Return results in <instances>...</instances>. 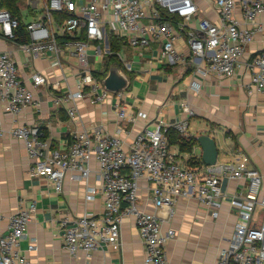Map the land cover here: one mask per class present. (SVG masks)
Returning <instances> with one entry per match:
<instances>
[{
	"label": "built area",
	"instance_id": "obj_1",
	"mask_svg": "<svg viewBox=\"0 0 264 264\" xmlns=\"http://www.w3.org/2000/svg\"><path fill=\"white\" fill-rule=\"evenodd\" d=\"M39 4L40 17L27 23L29 41L20 45L32 59L51 52L55 66L62 65L61 52L65 48L76 57L79 62L76 90L68 87L57 98V102L74 103L67 110L73 120L80 119L78 101L89 99L92 104H99L109 97L117 100L120 122L135 120L121 103L123 90H107L105 78L95 76L90 63L91 56L106 61L112 53L111 36L141 58L155 45L164 65L190 66L202 77L211 73L232 77L244 70L250 75L248 91H264V49L246 58L247 46L264 32V0L31 1L34 7ZM208 9L215 12L216 19L202 15ZM18 27V19L0 8V39L12 40ZM67 35L70 38L59 41L58 37ZM180 42L182 48L178 47ZM115 55L124 73L134 72L133 61L124 48ZM30 80L34 88L48 85L42 71L34 72ZM61 84L55 81L51 85L59 90ZM192 87L199 89V82L193 81ZM0 101L5 112L12 115L35 104L34 93L21 76L13 54L1 49ZM187 110L191 115L192 111ZM168 129L176 130L183 138L191 137L187 120L175 123L159 120L137 133L129 147L101 125L91 131L75 132L63 148L53 146L38 127L16 125L11 133L26 145L31 160L30 175L46 179L56 192L62 191L65 178L87 183L92 160L96 163L100 187L88 186L86 197L91 200L101 194L103 212L65 215L60 221L63 247L72 256L79 251L90 256L104 247L119 251L122 224L127 216L133 215L144 245V264H171L166 245L175 237L176 230L173 226L164 229V223L173 217L179 199L195 198L217 218L222 200L228 197L230 207L238 211L239 220L220 248L216 264H264V186L260 171L251 167L249 158L243 155L229 163L190 168L172 152ZM4 133L0 120V139ZM225 179L241 184L229 194L222 188ZM142 181L146 186L140 185ZM142 188L146 193L140 197ZM141 199L154 206L156 212L140 208ZM36 206V201H32L11 215L8 233L0 235V264H28L20 243L27 235ZM157 211H164L165 217H160ZM35 249L36 243L31 241L28 251Z\"/></svg>",
	"mask_w": 264,
	"mask_h": 264
},
{
	"label": "crops",
	"instance_id": "obj_2",
	"mask_svg": "<svg viewBox=\"0 0 264 264\" xmlns=\"http://www.w3.org/2000/svg\"><path fill=\"white\" fill-rule=\"evenodd\" d=\"M20 5L22 18L26 23L36 20L33 13L25 19L22 10H38L25 0ZM204 3V2H203ZM241 16L240 10L236 11ZM213 19L215 12L204 11ZM264 23V17L262 18ZM183 44H178L182 48ZM133 61V71L124 73L122 66L113 62L100 61L94 56L90 63L95 71L104 72L106 78L112 69L128 80L124 92L123 103L134 122H120L117 116V100L109 97L103 103L92 104L89 99L78 101L80 119L73 120L67 110L74 106L71 101L57 102L70 87L76 90V79L79 62L69 49L61 52L62 65H53L51 52L32 59L27 56L21 45L9 39H0V49L10 51L17 61L19 71L27 85L34 93L35 104L29 105L17 115L8 114L0 101V120L5 133L0 139V235L8 233L10 217L21 208H26L36 201V210L28 225L27 235L20 243L28 264H144V245L136 227L135 217L127 216L122 224V248L119 251L110 247L97 249L88 256L79 251L72 256L63 247L60 221L65 215L73 217L85 213L99 214L104 210L101 194L91 200L86 197L88 186L100 187L95 172L96 163L91 162L92 172L88 182L74 181L65 178L61 192H56L53 185L44 178L30 175L31 160L23 140L14 137L11 129L16 125L38 127L53 146L67 147L73 134L82 129L91 131L96 126H103L111 135L124 140L129 147L134 136L157 121L175 123L188 121V130L192 137L209 135L214 137L219 150L218 163L233 162L238 155L247 156L250 166L257 168L263 176L264 186V91L249 92L247 85L250 75L240 70L232 77H220L211 73L202 77L190 66L177 65L169 67L159 58V50L154 45L151 52L142 58L127 46L121 45ZM264 49V32L256 35L254 41L247 46L246 58L252 57ZM92 55V54H91ZM36 71L45 73L48 85L34 88L30 77ZM125 75H124V74ZM61 81L56 90L52 83ZM193 81L199 82V89L192 87ZM188 109L192 111L190 115ZM120 131V132H119ZM171 150L190 168H204L193 165L194 159H202L199 143L192 152H182L178 144L171 145ZM236 180L223 181L222 188L229 194L234 193L240 185ZM141 186H146L142 181ZM146 191L140 190V197ZM140 208L148 212H156L154 206L144 200L138 202ZM165 217L164 211H157ZM239 220L236 209H232L229 198L222 200L217 218L212 217L211 210L195 198H181L175 206L173 217L164 223V229L173 226L175 237L166 245V254L171 264H216L220 248L226 238L231 237ZM35 241L36 249L28 251V245Z\"/></svg>",
	"mask_w": 264,
	"mask_h": 264
},
{
	"label": "trees",
	"instance_id": "obj_3",
	"mask_svg": "<svg viewBox=\"0 0 264 264\" xmlns=\"http://www.w3.org/2000/svg\"><path fill=\"white\" fill-rule=\"evenodd\" d=\"M21 1H24V0H0V8L8 10L11 13V15L14 18L18 19V21H19V27L15 30V35H14V38L12 39V41H15L19 44H23V43L29 41V34L27 31V23L24 21V19L22 18V14H21V9H20V5H22V4H20ZM29 12L33 13L32 10H30V8H29ZM63 18H64V15H62V19ZM68 38H70L68 35L66 37H58L60 42H63L64 40H66ZM82 38H83V36H82ZM110 42H111L112 53L106 57V61H107L106 64H107V66H109V64L113 62L118 67H121V64L115 58L116 57L115 52L121 48L122 41L111 36ZM169 67H167V69H169ZM93 73L95 76L102 79V76H100V75L104 74V76H105L106 70L104 72L94 71ZM167 135H168V138L170 141V145L178 144L180 151H182V152H192L193 147L196 145V142H197L196 138L192 137V136L187 138V139L181 137L179 135V133L174 129H168ZM44 136H45V134H44ZM193 159H194L193 165L196 164L199 166L203 163L201 157H199V158L195 157Z\"/></svg>",
	"mask_w": 264,
	"mask_h": 264
},
{
	"label": "water",
	"instance_id": "obj_4",
	"mask_svg": "<svg viewBox=\"0 0 264 264\" xmlns=\"http://www.w3.org/2000/svg\"><path fill=\"white\" fill-rule=\"evenodd\" d=\"M104 86L110 92L125 90L128 86V80L118 69H112L103 81ZM197 142L202 150V160L206 165H214L218 161L219 150L214 137L209 135H200L196 137Z\"/></svg>",
	"mask_w": 264,
	"mask_h": 264
},
{
	"label": "rangeland",
	"instance_id": "obj_5",
	"mask_svg": "<svg viewBox=\"0 0 264 264\" xmlns=\"http://www.w3.org/2000/svg\"><path fill=\"white\" fill-rule=\"evenodd\" d=\"M36 1H38V0H35V2ZM20 4H23V5H26V1L24 0V1H21L20 2ZM41 8H42V5L41 4H39L38 5V10H32V11H34V16H35V18H39L40 17V14H41ZM22 13H23V16H24V18L25 19H30L31 17H29L27 14L29 13V10L27 9L26 10V8H24L23 10H22ZM101 45V44H100ZM183 67H185V66H183Z\"/></svg>",
	"mask_w": 264,
	"mask_h": 264
}]
</instances>
